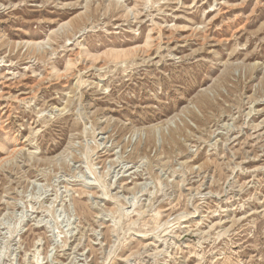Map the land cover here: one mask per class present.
Listing matches in <instances>:
<instances>
[{
	"label": "rangeland",
	"instance_id": "rangeland-1",
	"mask_svg": "<svg viewBox=\"0 0 264 264\" xmlns=\"http://www.w3.org/2000/svg\"><path fill=\"white\" fill-rule=\"evenodd\" d=\"M0 264H264V0H0Z\"/></svg>",
	"mask_w": 264,
	"mask_h": 264
},
{
	"label": "bare ground",
	"instance_id": "bare-ground-1",
	"mask_svg": "<svg viewBox=\"0 0 264 264\" xmlns=\"http://www.w3.org/2000/svg\"><path fill=\"white\" fill-rule=\"evenodd\" d=\"M29 45H33L32 43H30ZM14 153H16V152H14Z\"/></svg>",
	"mask_w": 264,
	"mask_h": 264
}]
</instances>
